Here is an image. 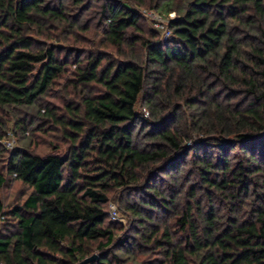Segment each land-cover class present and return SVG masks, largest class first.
Segmentation results:
<instances>
[{
  "label": "trees",
  "instance_id": "trees-1",
  "mask_svg": "<svg viewBox=\"0 0 264 264\" xmlns=\"http://www.w3.org/2000/svg\"><path fill=\"white\" fill-rule=\"evenodd\" d=\"M95 1L117 57L48 33L83 29L62 0H0V187L30 189L7 211L0 201L14 220L0 262L78 264L96 243L87 264H124L116 252L135 248L157 256L139 264H264V0ZM161 5L176 14L164 42L136 9ZM70 65L80 101L57 115L42 98ZM36 118L63 128L64 154L3 147L8 121L24 134ZM112 188L141 194L117 242Z\"/></svg>",
  "mask_w": 264,
  "mask_h": 264
},
{
  "label": "rangeland",
  "instance_id": "rangeland-1",
  "mask_svg": "<svg viewBox=\"0 0 264 264\" xmlns=\"http://www.w3.org/2000/svg\"><path fill=\"white\" fill-rule=\"evenodd\" d=\"M63 3H65L69 8V11L71 13H74V15H77L78 13H82L81 18L79 19V24L82 26L80 31H77V37H70L69 34H67V31H63L65 29H68L67 27H64V24H58L55 25V29H52V31H48V33L55 34L56 32H60L62 35L61 37H66L65 45L68 47H74L75 49H93L102 51L106 54H109L111 57L114 58L116 56V52L112 50L111 48L107 47L106 40L104 35L101 32V22L100 20V3L99 1L95 0H87L85 4L78 8L76 5L72 6L69 0H62ZM149 7V5H148ZM139 13H143L147 15L146 17V23L147 26L153 30L152 26L157 24V28L159 29V32L156 30L155 32L158 34V39L160 42H162L163 35L168 33V35H171V32L169 30V23L171 20L176 18V14L174 12H167L165 9H163V6H159L158 8H147V7H136ZM154 31V30H153ZM41 38V37H40ZM60 42V41H56ZM127 52L126 54H128ZM74 66L70 65L67 70L68 72L65 73L61 80H58V85H54L52 90L48 93L47 96H44L42 98V101L45 104H50L55 107V113L57 115H65V103L72 104H78L79 103V97L74 92V90L65 84L66 77L69 76V71L73 69ZM37 108L29 109L25 114L27 115V120L31 115H35V111ZM141 112H144V109L141 110ZM145 116V115H144ZM23 117V115L21 116ZM62 130L61 126L54 125L49 120H44L42 118H36L32 121V124L28 126V130L26 133L22 134L21 131H19L17 128H14V122L8 121L6 123V136L1 141L4 147V142L9 140L12 143V148L7 149L4 147L7 151L11 152L18 148H26L28 151L38 154V155H45L47 153L55 151L56 148L60 154H64L65 149L68 146V142L63 140L62 138ZM191 139L193 140H199L203 141L205 137L200 136H192ZM186 146L191 145V140L187 141ZM210 155L214 156L215 152L213 150L208 149L206 150ZM88 162L90 161L87 160ZM188 162V159L186 160ZM3 159L0 160V167L3 164ZM87 166L89 168L93 167L90 163H87ZM187 166H185L186 168ZM184 169V168H183ZM91 172H87V174H90ZM30 193V189L22 184L19 180H15L12 178L7 177L6 183L0 187V201L3 204V211H7L11 209L12 207L16 205H20L22 201L25 199V197ZM108 201L104 205V209L107 212L108 218L112 221L117 222V224L114 226L116 227L114 229V235L115 240L117 242V239L123 235V233H128V235H131L132 232H130V221H131V214L125 210L124 203L126 201L130 202V204L135 203L136 199L141 197V194L138 193L128 195L127 191H123L122 189H116L112 188L107 193ZM138 197V198H137ZM132 202V203H131ZM116 212V219H112L110 217L111 211ZM168 214L160 213L157 217L159 219H156L154 216L155 221H158L159 223L164 222V219ZM174 220L175 218H171L165 221V224L167 223L171 227L174 226ZM14 224V220H12L11 216H7L6 219L0 220V232L5 228L6 223ZM132 231V230H131ZM115 242V243H116ZM96 243H93V246L91 248L87 247L88 252H90V255L96 254L98 255L101 251L95 248ZM109 249V248H107ZM145 249V248H144ZM122 259H124V264H139L144 260L152 259L153 257H157L155 253H149L144 252L143 249H133L131 253H118ZM89 256V255H88ZM90 257V256H89ZM87 258V257H86ZM80 261V260H78Z\"/></svg>",
  "mask_w": 264,
  "mask_h": 264
},
{
  "label": "built area",
  "instance_id": "built-area-1",
  "mask_svg": "<svg viewBox=\"0 0 264 264\" xmlns=\"http://www.w3.org/2000/svg\"><path fill=\"white\" fill-rule=\"evenodd\" d=\"M142 14V16L144 17V18H146V17H148L147 15H145V14H143V13H141ZM147 19V18H146ZM158 26H157V24H155L154 26H152V28H153V30L154 31H158L159 32V29L157 28ZM170 38V35H168V33L167 34H165V36L163 35V38H162V42H164V41H166V40H168ZM4 146L7 148V149H11L12 148V143H11V141H9V140H7V141H5L4 142ZM110 217L112 218V219H116V212L113 210V211H111L110 212ZM0 264H2L1 262H0Z\"/></svg>",
  "mask_w": 264,
  "mask_h": 264
},
{
  "label": "water",
  "instance_id": "water-1",
  "mask_svg": "<svg viewBox=\"0 0 264 264\" xmlns=\"http://www.w3.org/2000/svg\"><path fill=\"white\" fill-rule=\"evenodd\" d=\"M98 255L93 254L90 257L84 258L83 260H81L78 264H87L93 260H95L97 258Z\"/></svg>",
  "mask_w": 264,
  "mask_h": 264
}]
</instances>
